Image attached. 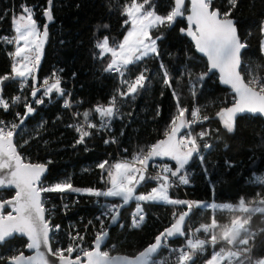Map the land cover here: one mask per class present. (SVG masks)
Here are the masks:
<instances>
[{
    "label": "trees",
    "instance_id": "trees-1",
    "mask_svg": "<svg viewBox=\"0 0 264 264\" xmlns=\"http://www.w3.org/2000/svg\"><path fill=\"white\" fill-rule=\"evenodd\" d=\"M128 3L130 0H52L53 20L47 23L43 13L48 7V0H0V37L9 30L14 17L21 14L22 5L33 8L39 27L43 29V25L47 24L48 36L34 74L35 82L32 78L28 79L31 87L38 88L45 79L56 73L62 79L61 87L66 95L70 86L74 85L73 99L83 102L77 107L79 111L92 110L97 104L107 106L115 90L120 87L118 74L104 71L111 54L105 53L101 58V52L95 45L105 36L109 38L110 44L122 41L130 30V24L124 23L128 18L123 14V8ZM152 3L158 14L165 15L170 11L174 0H152ZM213 8H218L221 13L231 9L230 18L235 21L240 37L247 45L242 57L241 72L245 75L250 71L259 73V66L264 67V33L261 31L264 24V0H238L235 8H232L229 0H213ZM188 11L189 3L185 16ZM104 25L107 27H103ZM186 28L187 19L181 17L171 27L163 26L153 30V37L162 36L157 41L159 57L148 58L140 65L130 66L132 77L147 67L151 83L146 82L145 90H141L134 100L131 97L118 98L121 116L113 119L118 145L105 143V136L97 133L86 137L84 143L77 144L78 132L73 127H68L74 121L73 113L63 106L66 95L60 96L53 92L51 98H44L43 104L32 103L36 111L17 129L14 142L26 162L44 163L48 166L43 178L47 185L69 181L74 188L102 190L107 167L117 159V151L124 156H132L140 149L147 150L157 141L166 138L165 132L177 114V103L172 89L162 83L160 61H163L173 78L172 87L180 96V106L188 109L186 119H190V112L195 105L200 106L202 113L209 117L206 125L209 127L208 137L212 144L203 155V162L199 159L190 161L189 188L186 191L171 189V195L209 205L236 204L242 197L246 202L255 201L258 197L264 198V184L253 181L254 176H264V118L248 114L240 116L235 121L234 131L228 132L216 113L231 106L235 96L230 89L220 85L215 73H208L197 87L195 97L191 95L187 73L195 75L206 72L208 63L195 51L189 37L181 31ZM9 53L0 42V77H10L12 57ZM19 82V79L10 78L1 85L0 95L9 103L19 95ZM42 92L43 90L39 92L37 98ZM30 93L31 90L25 95L28 102L32 99ZM21 97L23 100V96ZM25 111L23 103L10 107L6 112L0 108V118L9 120L12 116L16 117L17 112L23 116ZM91 117L99 120L94 111ZM13 122L19 124V119ZM25 140L28 142L24 143ZM105 160L108 161L107 169L101 170L97 165ZM205 168L208 170L207 176ZM157 185V181L146 180L138 187L137 193H147ZM13 194V190H3L0 191V198L12 197ZM50 195L54 201H59V194ZM92 198L93 196H81V202L65 213L58 214L57 222L64 228L69 225V230L84 226L94 216L93 208L89 207L93 203ZM114 200L121 203L119 198ZM134 203L135 201L130 202L123 209L118 223L110 227L107 242L116 243L117 253L129 256L137 255L152 244L156 236L171 225L174 212L179 214L186 210V205L146 203L143 205L148 213L146 221L140 228L129 229L125 225V219ZM8 212L7 210L6 213ZM233 215L241 214L214 211L211 207L197 208L191 220L192 226L197 228L201 224H210L214 217L218 225L215 232L219 235V226L230 224ZM68 217L71 220H67ZM69 221L72 224H68ZM248 227L258 232L254 242L250 241V244H254L252 256L255 259L262 258L264 232H260V229H264V213L253 214ZM187 229L186 225L185 237L172 238L170 244L184 245L188 239ZM26 244L27 239L18 236L6 241L1 245L0 257L3 259H0V264H9L7 258L20 251L24 252ZM220 247V244L216 245V250ZM212 252L208 248L203 255L195 258L194 264H204Z\"/></svg>",
    "mask_w": 264,
    "mask_h": 264
},
{
    "label": "snow or ice",
    "instance_id": "snow-or-ice-1",
    "mask_svg": "<svg viewBox=\"0 0 264 264\" xmlns=\"http://www.w3.org/2000/svg\"><path fill=\"white\" fill-rule=\"evenodd\" d=\"M238 0H229L232 8H235ZM52 0H48V7L44 10V16L49 22L53 20ZM190 14L186 15L188 27L181 29L187 32L195 42L196 49L206 55L209 62L208 71L193 74L187 73L189 77V91L193 97L197 92V87L203 82L205 77L212 70H218L222 83L230 85L236 99L230 107L220 109L216 116L221 120L223 127L228 131H234L235 121L238 114L251 113L264 115V79L256 75H250L245 80L241 72V52L246 47L238 35L235 22L231 19V9L221 13L218 8H213V0H190ZM148 6V7H146ZM185 0H174L170 11L167 14H158L152 0H130L123 8V14L127 16L125 24H130L122 41L111 44L109 38L105 36L97 41L95 47L100 50L101 58L103 54L110 53L111 58L104 68L106 73H117L119 84L114 94L111 96L107 106L97 104L94 109L76 112L74 116H82L80 123L70 124L79 133L77 144L85 142V138L92 135L90 129L111 131L113 119L121 116L118 98L133 100L139 95L141 90H145L146 82L151 83L147 75V67L142 68L135 78L130 73V66L140 65L148 58L159 57L157 41L162 36L153 37L152 31L160 27H171L178 18L185 17ZM13 38H0L9 44H15V51L9 55L14 57L12 64L11 79H19L20 90L27 86V81L32 78L35 82V71L38 68L42 48L47 39V24L43 25V30L34 19L33 8L22 5L19 18L14 17ZM194 26V29H193ZM103 27H107L104 25ZM264 33V24L261 27ZM21 41L23 44L21 45ZM160 72L162 83L172 89V95L176 99L177 114L171 120L168 130L165 132V139L157 141L147 150L140 149L131 160H123L110 165L106 170L108 161L105 160L97 165L101 170L107 171L110 187L107 189L74 188L69 181L57 182L51 186H45L42 177L47 171L44 163L26 162L25 158L17 151L14 137L18 134L17 129L24 124L29 115L35 113L36 109L32 103L28 102V97L23 100L20 95L12 98L11 103L0 95V108L5 112L16 104L23 103L25 113L23 116L19 112L16 122L6 123L0 120V188L16 189L12 199L0 200V209L5 205H11L16 215L8 213L7 216L0 215V245L14 235H25L28 238L26 247L34 249V256H25L22 251L8 257L9 264H50L45 252L41 251L43 245L47 252L56 258L59 264H194L198 255H203L210 246L213 249L211 257L204 264H264V257L255 259L252 256L254 242L258 232H254L248 227L251 216L257 213H264V198H257L255 201H245L242 197L236 204H207L197 201L172 199L169 190L177 182L188 185L190 175L187 166L193 156L203 162L204 156L201 153V143L210 133L201 131L193 134L191 131L184 135H179L182 130L190 129L193 124L206 121L208 116L201 117V109L194 108L191 112V119H186V107L180 106V96L173 89V78L170 75L163 61H160ZM54 81L49 83L48 79L43 81V92L37 98L40 88L33 86L31 90L32 101L36 104H43L44 98H51L53 92L60 96L66 93L61 87V77L53 73ZM9 75L0 77V85L5 80H9ZM123 89V90H121ZM2 93V87H0ZM70 95V94H69ZM65 108L72 107L69 99H65ZM93 111L98 114L99 125L91 122L90 117ZM159 114V113H157ZM41 127L43 125H40ZM123 135V132H121ZM179 136V138H178ZM28 141L25 140L24 143ZM115 143L116 139L105 140V143ZM207 142L203 143V148H210ZM155 157H168L175 162V168L170 165H163L156 175L148 173V162ZM207 176V168L204 169ZM147 174V175H146ZM175 178V179H172ZM103 179V177H102ZM146 180L157 181L158 186L153 187L147 193L137 194L139 187ZM253 181L264 184V176H254ZM81 192L93 197L119 198V204H106L101 215L110 217L111 223L118 222L120 208L135 201L136 207L132 212V227L139 228L145 221L144 204L146 203H165L170 205H186V210L179 214L173 213V222L156 236L155 241L134 257L112 256L107 250H101L102 245L108 236L104 221H100V231L96 232L93 247L84 249L79 244H69L66 248H57L53 252L50 244V233L59 230V225H52L50 220L45 219V208L41 198L42 193L47 192ZM67 207V205H65ZM209 208L214 211H227L229 213H240L233 215L230 224L220 227L219 236L216 234L217 221L213 217L210 224H201L191 230L185 244L181 247H170L169 241L176 237H185L186 220L193 211V208ZM247 214V215H243ZM100 219V217H97ZM39 225V226H38ZM123 225H121L122 227ZM203 232V238L199 235ZM264 232V229H260ZM209 234H211L209 236ZM73 241L83 240L84 237L77 233L72 236ZM221 241L224 246L216 250V245ZM167 250V254L161 256V250ZM78 252L75 259L72 253ZM67 253L68 255H65ZM86 258V259H83ZM3 259V257H0Z\"/></svg>",
    "mask_w": 264,
    "mask_h": 264
},
{
    "label": "built area",
    "instance_id": "built-area-1",
    "mask_svg": "<svg viewBox=\"0 0 264 264\" xmlns=\"http://www.w3.org/2000/svg\"><path fill=\"white\" fill-rule=\"evenodd\" d=\"M14 28H15V26L13 24H11L9 30L7 32H5V33H2L0 38H9V39L13 38L16 35L14 33ZM0 41H1V44L5 48H7L9 51H11V52L15 51V47H16L15 44H9V43L6 42V40H3V39H0ZM14 60H15V58L12 57L11 67H12V64L14 63ZM259 70H260L259 73H255L253 71H250L249 73H246V75L243 74V73L242 74L244 75L245 80H247L250 75H256V76H259L260 78L264 79V67L259 66ZM11 74H12V71H11ZM133 78H135V77H133ZM20 83H21V81L18 83V88H19V92H20L21 96H24L25 94H27L33 88V87H31L30 82L27 81V86L24 87L23 90L21 91L20 90ZM73 96H74V89L71 90L70 95L66 98V99H69L70 103L72 104V107H70L68 109L73 114L76 113V112L82 113V111H79V109L77 107L82 105L83 102L81 100H74ZM74 108H75V110H74ZM194 108H200V106L195 105L193 107V109ZM192 110H191V112H192ZM191 112H190V119L192 118L191 117ZM200 115H201V117L205 116V114L202 113V110H201ZM73 117H74V122H75V117H80L81 120L83 119L82 116H74L73 115ZM0 120L5 121L6 123L13 122V121L6 120V119H0ZM90 120H91V122L96 123L97 125H99V121H97V120H95L93 118H90ZM206 122H207V120L206 121H200V122H197V123L193 124L192 127H191L192 128V133L196 134V133L201 132V131H208L209 132V127L206 125ZM73 123H71V124H73ZM90 131L92 132V135L94 133H97L98 135H104L105 136L104 137L105 140L111 141L113 138H115L116 142L113 143V144L114 145H118V137L116 135H114L115 128H114V122L113 121H112V124H111V131H102V130H98V128L90 129ZM198 142L201 143V153H200V155L203 156L206 153V151L211 148V147L210 148H203V143L207 142L209 145H212L211 141L209 140V137L206 136L204 138V141H198ZM109 143H111V142H109ZM117 156L118 157L115 160V163L123 161V160H131V158L134 155H132V156H124V155L120 154L119 151H117ZM193 159H198V158H197V156L194 155L192 160ZM166 164L171 166V163L167 162L166 160L154 158V159L151 160V162H150V164L148 166V173L156 175V173L160 170V168L163 165H166ZM43 178H41L43 184L45 186H49V185H47L45 183ZM172 179H175V178H172ZM189 185H190V183L188 185H184V184H180V183L177 182L173 187H177V188H180L183 191H186V189L189 188ZM108 187H110V183L108 182V176L106 174L104 188L107 189ZM52 193L59 194V201L58 202L54 201V199L50 197L51 196L50 194H52ZM85 195H87V194H84V193H79V194L78 193H67V192H63V193H60V192H47V193H42L41 194V198H42V201H43V204H44V208H45V219L46 220H50L52 225H59V230L58 231H54V232L51 233V239L50 240H51L52 250L54 252L56 251L57 248H61V247L62 248H66L69 244H73L74 246H75V244H79L84 249L92 248L93 247V241L95 239V234H96V232L101 230L100 229V221L101 220L104 221L105 228L109 232V230H110L109 222H111V219H110V217L102 216L101 213L104 210V207H103L104 205H106V204H118L117 202H115V200L113 198H104V197L97 198V197H94V199H92L93 200L92 205L89 206V207L93 208V215H94L93 219L91 218L89 221H87V223L84 226H76L75 228H72L71 230H69L68 229L69 225L66 224L67 228L66 227L64 228L63 225L61 226L60 223L57 222V216H58L59 213H65L66 210L70 209L75 204H78L79 202H81L80 197L81 196H85ZM71 200H72V202H71ZM188 201H192V200L188 199ZM65 205H67V207H65ZM135 207H136V202L133 204L132 209H131V211H130V213L128 215V219L125 221V225H127L129 229H137V228H133L131 226L132 225V212L135 210ZM196 210H197V208L194 207L192 213L190 214V218L188 217L187 224H186L187 227H188L187 235L191 232V230L195 229L192 226V221L191 220H192V217H193L194 213L196 212ZM144 211L146 213V215H145V221H146L148 213H147V210L145 208H144ZM97 217H100V219H97ZM67 220H71V218L68 217ZM68 224H72V221H69ZM62 232H63V234H62ZM77 233H79L80 236L84 237V239L82 241L81 240L73 241L71 239V237L75 236ZM199 235L201 236V238H203L205 234L203 232H201ZM210 235L211 234H209V236ZM188 238H189V235H188ZM218 244H220L221 247L224 246V242L223 241H221ZM169 245H170V247H181V246H183V245H177V246L172 245V244H170V241H169ZM208 248L212 249L210 246ZM101 250L109 251L110 255H112V256L118 254L117 253V245H116V243H106L105 245L102 246ZM77 254H81L82 255V253L74 252V253H72V258L75 259ZM166 254H167V250L162 249L161 252H160V255L163 256V255H166ZM65 255H68V254L65 253ZM83 259H85V258H83Z\"/></svg>",
    "mask_w": 264,
    "mask_h": 264
},
{
    "label": "water",
    "instance_id": "water-1",
    "mask_svg": "<svg viewBox=\"0 0 264 264\" xmlns=\"http://www.w3.org/2000/svg\"><path fill=\"white\" fill-rule=\"evenodd\" d=\"M188 3H189V11H188L187 14H190V8H191L190 0H185V5H186V6H187ZM187 14H186V15H187ZM185 17H186V16H185ZM231 19H232V18H231ZM234 22H235V21H234ZM235 26H236V23H235ZM187 27H188V21H187ZM236 28H237V26H236ZM193 29H194V26H193ZM237 32H238V35H239V37H240V34H239V30H238V28H237ZM184 33L189 37V39L193 42V44H194V46H195V42H194L193 38H192L191 36H189V35L187 34V32H184ZM240 39H241V37H240ZM241 41L243 42L242 39H241ZM243 43H244V42H243ZM246 49H247V45H246V47H245V48L242 50V52H241V60H242V63H243V58H242V57H243V53H244V51H245ZM195 51L207 60L206 55L203 54V53H200V52L196 49V47H195ZM207 63H208V67H209V62H208V60H207ZM242 63H241V69H242ZM214 73L218 75V79H219V83H220V85L223 86V87H225V88L230 89V90L232 91V93L234 94L235 99H236V94H235L234 91L232 90L231 86L222 83V81H221V79H220V73H219L218 70H212L211 72H209V75H212V74H214ZM242 75H243V74H242ZM229 107H230V106H229ZM246 114H248V115H254V116H262V117L264 118V115H262V114H258V113H257V114L244 113V114H238L236 120H237L240 116H243V115H246ZM178 138H179V136H178ZM17 151H18V150H17ZM150 162H151V161L148 162V166H149ZM47 171H48V166H47ZM47 171L44 173L43 177L47 174ZM43 177H42V178H43ZM3 190H13V191H14V196H15L16 189H15L14 187H12V188H0V191H3ZM137 191H138V187H137ZM14 196H13V197H14ZM13 197L4 198V199H1V198H0V200L12 199ZM128 205H129V204H128ZM126 206H127V205H126ZM126 206L120 208V214H119V219H118V221L120 220V217H121L122 211H123V209H124ZM7 210L10 211L9 213H11L12 215H14V216L16 215V213H15V211L13 210V207H12L11 205H5V207H4L3 209H0V215L7 216V215H8V213H6ZM117 223H118V222H117ZM115 224H116V223H115ZM115 224H112V223L110 222V227H113ZM38 226H39V225H38ZM15 236H18V237H24V238L27 239V243L29 242L27 236H25V235H19V234H16V235H14L12 238H14ZM109 236H110V233L108 232V236H107V238H106V240H105V243H104L103 245H105V244L108 242V240H109ZM12 238H10V239H12ZM10 239H7L6 241H8V240H10ZM6 241H5V242H6ZM5 242H4V243H5ZM4 243H3V244H4ZM3 244H2V245H3ZM50 244H51V240H50ZM103 245H102V246H103ZM147 247H148V246H147ZM51 248H52V245H51ZM143 250H144V249H143ZM143 250H142V251H143ZM41 251L45 252V255L48 257V259H49V261H50V264H59V262L56 260V258L53 257V256H51V255L47 252V249H46L43 245L41 246ZM0 253H1V245H0ZM23 253H24L25 256H34V255H35V250H34V249H28V248L26 247V248H25V251H24ZM138 254H139V253H138ZM114 256H128V257H134V256H129V255H126V254H121V253H118V254H116V255H114ZM85 259H86V258H85ZM8 263H9V261H8Z\"/></svg>",
    "mask_w": 264,
    "mask_h": 264
},
{
    "label": "rangeland",
    "instance_id": "rangeland-1",
    "mask_svg": "<svg viewBox=\"0 0 264 264\" xmlns=\"http://www.w3.org/2000/svg\"><path fill=\"white\" fill-rule=\"evenodd\" d=\"M20 15H21V14H20ZM20 15H19V16H20ZM19 16H18L17 18H19ZM34 19H35V18H34ZM47 23H49L48 20H47ZM37 24H38V23H37ZM38 26H39V25H38ZM40 29H41V27H40ZM42 30H43V29H41V31H42ZM0 42H1V41H0ZM22 44H23V41H21V45H22ZM263 48H264V40H263ZM10 52H11V51H10ZM11 57H12V56H11ZM11 71H12V67H11ZM11 75H12V74H10V78H11ZM48 80H49V83H52V82L54 81V77L51 76L50 78H48ZM61 81H62V80H61ZM0 87H1V85H0ZM38 88H41V90H43V83H42ZM18 89H19V88H18ZM39 94H40V93L37 92V96H38ZM19 95H20V92H19ZM25 95H26V94H25ZM25 95H24V96H25ZM20 96H21V95H20ZM24 96H23V97H24ZM39 97H40V96H39ZM39 97H38V98H39ZM30 102H31V103H34V102L32 101V99H31ZM186 131H187V132H188V131H191V132H192V128H191L190 130H189V129H186V130L184 129V130H182L181 133H180L179 135H184ZM169 162H170V161H169ZM113 164H115V161L113 162ZM113 164H112V165H113ZM188 167H190V165L187 166V168H188ZM107 168H108V167H107ZM107 168H106V169H107ZM188 169H189V168H188ZM106 174H107V171H106V173H105V176H106ZM104 181H105V177H104ZM104 186H105V185H104ZM157 186H158V185H157ZM104 189H105V188H104ZM104 189H103V190H104ZM170 190H171V189H170ZM170 190H169V192H170ZM66 192H67V191H66ZM67 193H68V192H67ZM71 193H78V194H79V193H81V192H72V191H71ZM137 194H138V193H137ZM169 195H170V193H169ZM13 196H14V194L12 195V197H13ZM85 196H86V195H85ZM88 196H89V195H88ZM89 197H90V196H89ZM7 198H9V197H7ZM170 198H172V199L184 200V199H182V198H178V197H175V196H172V195H170ZM92 199H94V197H93ZM127 219H128V217L125 219V221H126ZM50 237H51V233H50ZM211 250L213 251V249H211ZM53 252H54V251H53Z\"/></svg>",
    "mask_w": 264,
    "mask_h": 264
},
{
    "label": "bare ground",
    "instance_id": "bare-ground-1",
    "mask_svg": "<svg viewBox=\"0 0 264 264\" xmlns=\"http://www.w3.org/2000/svg\"><path fill=\"white\" fill-rule=\"evenodd\" d=\"M11 24H13L14 26H15V24H14V21H13V23H11ZM11 63H12V61H11ZM37 70V69H36ZM36 72V71H35ZM74 89V85L72 84V86H70V89H68L69 91H68V94L66 95V97L64 98V101H65V99L69 96V94L71 93V90H73ZM64 101H63V105H64ZM83 113V112H82ZM15 116H12V117H10V118H8L9 120H11V121H16V117L14 118ZM90 118H92V117H90ZM1 119V118H0ZM93 119H95V118H93ZM95 120H97V121H99L98 119H95ZM82 120H81V118L80 117H75V122L73 123V124H76V123H80ZM69 127V126H68ZM74 128V127H73ZM75 129V128H74ZM78 135H79V133H78ZM171 166H172V164H171ZM173 167V166H172ZM147 174H151V173H147ZM146 174V175H147ZM151 175H153V174H151ZM170 189H178V190H181L180 188H177V187H172V188H170ZM187 200H188V198H187ZM191 200V199H190Z\"/></svg>",
    "mask_w": 264,
    "mask_h": 264
},
{
    "label": "crops",
    "instance_id": "crops-1",
    "mask_svg": "<svg viewBox=\"0 0 264 264\" xmlns=\"http://www.w3.org/2000/svg\"><path fill=\"white\" fill-rule=\"evenodd\" d=\"M263 52H264V48H263ZM186 130V129H185ZM190 130V129H189ZM164 158H166V160H168V161H170L172 164H173V166H174V168H175V162L174 161H172L170 158H168V157H164ZM170 193V195H171V192H169Z\"/></svg>",
    "mask_w": 264,
    "mask_h": 264
}]
</instances>
